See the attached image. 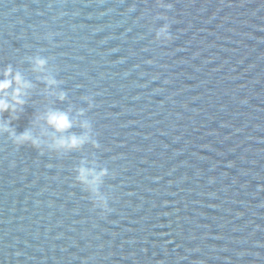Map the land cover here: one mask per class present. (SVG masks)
<instances>
[{"label":"water","instance_id":"95a60500","mask_svg":"<svg viewBox=\"0 0 264 264\" xmlns=\"http://www.w3.org/2000/svg\"><path fill=\"white\" fill-rule=\"evenodd\" d=\"M8 65L31 87L0 117V264H264V0H0ZM53 110L100 147L50 149Z\"/></svg>","mask_w":264,"mask_h":264},{"label":"clouds","instance_id":"9594fccd","mask_svg":"<svg viewBox=\"0 0 264 264\" xmlns=\"http://www.w3.org/2000/svg\"><path fill=\"white\" fill-rule=\"evenodd\" d=\"M165 8H171V4H162ZM169 24H164L156 32V39L161 41H170L173 37L170 34ZM48 59L46 57L37 56L34 58V70L44 71L47 67ZM0 117L4 113H17L26 104L24 96L27 95L26 89L31 87V83L25 81L19 72L13 71L11 65L4 68H0ZM46 83L48 85H56L58 83L54 78H47ZM15 85V87H14ZM67 98L65 92L59 93V99L64 100ZM89 101V107H92V100L90 97H85ZM81 116L85 115V110L81 109ZM46 123L53 132L60 135L53 138V143L48 145L50 149L58 151H74L81 149L85 144L91 143L94 147L99 148V143L93 138L92 124L85 120L80 123V127L85 131L77 135L75 133L67 134L70 130L76 126L72 118L67 112L53 110L46 114ZM11 125L9 119L5 122V119L0 118V128L7 130ZM31 143L37 149H42V141L39 138L33 137L29 132L25 131L20 133L17 138V144ZM77 175L76 181L82 184L86 191L91 194L93 204L96 207L103 209L105 212H111L109 207V197L101 191V185L105 181V177L109 175V169L107 167H101L95 160L87 161L82 160L79 166L75 169Z\"/></svg>","mask_w":264,"mask_h":264}]
</instances>
